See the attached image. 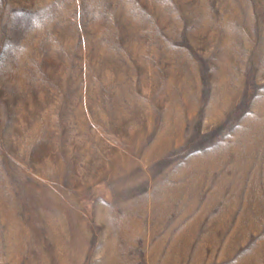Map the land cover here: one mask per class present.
I'll return each instance as SVG.
<instances>
[{
    "label": "rangeland",
    "instance_id": "1",
    "mask_svg": "<svg viewBox=\"0 0 264 264\" xmlns=\"http://www.w3.org/2000/svg\"><path fill=\"white\" fill-rule=\"evenodd\" d=\"M0 264H264V0H0Z\"/></svg>",
    "mask_w": 264,
    "mask_h": 264
}]
</instances>
